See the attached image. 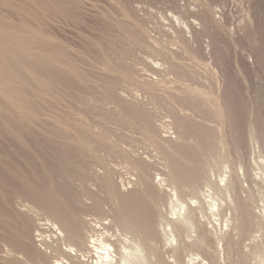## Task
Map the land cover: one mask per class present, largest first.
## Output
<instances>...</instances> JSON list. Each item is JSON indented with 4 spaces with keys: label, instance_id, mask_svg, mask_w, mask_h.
<instances>
[{
    "label": "rangeland",
    "instance_id": "374dc122",
    "mask_svg": "<svg viewBox=\"0 0 264 264\" xmlns=\"http://www.w3.org/2000/svg\"><path fill=\"white\" fill-rule=\"evenodd\" d=\"M207 11L221 24L209 33L198 24V14ZM263 27L264 0H0V54L17 75L20 93L30 100L24 97L20 103L17 99L19 104L13 101L10 107L0 102V258L13 254L26 264L41 263L20 250L18 254L21 230L29 231L37 247L39 239L38 230H30L26 223L29 230L25 224L22 229L16 217L21 213L33 216L41 235L48 239L52 236L48 213H31L29 207L42 203L46 208L55 196L77 222L86 226L110 223L107 229L112 239H122L125 232L110 222L113 209L103 176L109 173L124 191L140 189L137 184L143 181L159 186V175L166 168L158 143L167 138L178 141L176 116L186 125L206 131L205 137H186L182 141L185 147L181 146L192 151L198 175L183 199L188 204L198 200L203 204L206 215H199V219L205 226L218 229L216 220L222 218L223 225L230 217L233 205L220 183L230 174L236 177L235 192L243 198L246 209L254 215L262 212L264 198L253 181L259 178L255 164L264 167ZM179 39L186 41L187 48ZM23 52L29 59L46 63L37 65L48 77L47 81L40 79L48 88L20 73L25 63L20 57ZM66 73L71 76L66 77ZM3 89L0 82L1 92ZM197 90L203 94H196ZM217 102L230 109L224 118L213 110L212 103ZM124 107L138 113L131 116L129 111L124 113ZM251 132L257 135L256 140L250 139ZM74 135L78 136L73 139ZM99 135L104 140H99ZM221 139L224 146L219 143ZM63 152H70V159L61 160ZM128 158L147 163L144 173L129 166ZM207 180L218 187L217 191L206 186ZM161 185L158 197L146 195L149 205H145L169 217L171 187L168 183ZM209 195L219 200L218 217L208 209ZM223 197L226 204L220 201ZM157 214L154 224L159 219ZM258 235L254 229L248 230L237 248ZM156 240L164 259L171 262L170 247L163 236ZM59 243L65 249L63 242ZM182 256L187 261L189 253ZM51 260L54 263L55 259Z\"/></svg>",
    "mask_w": 264,
    "mask_h": 264
},
{
    "label": "bare ground",
    "instance_id": "6f19581e",
    "mask_svg": "<svg viewBox=\"0 0 264 264\" xmlns=\"http://www.w3.org/2000/svg\"><path fill=\"white\" fill-rule=\"evenodd\" d=\"M206 9H207V7H206ZM207 10H209V7ZM199 11H201V9ZM202 12H204V11H202ZM205 13L206 14H204V13L198 14V12H197L198 20L200 21V23H198V24L200 25V29L202 31L209 33L212 31V29L218 28L221 24L219 23L218 18L216 20L215 17L214 18L212 17L211 11L210 12L207 11ZM252 22H254V21H252ZM252 27H254V26H252ZM186 28H188V27H186ZM180 37H178V38H180ZM185 40H187V39H185ZM179 42L182 43V45L185 48H187V46L185 44L186 41L184 42L183 40L179 39ZM24 51H25V48H24ZM193 53H194V51L191 54H193ZM29 55H31V54H29ZM194 55L195 54H193V57H194ZM56 56H57V54H56ZM10 57H12V56H10ZM20 57L24 58V62L26 63V66L24 63V65H23L24 67L21 65L20 73L24 74L27 78H29L28 80L31 79V82H33L32 80H34V82L36 81V83H37L36 85H39V82H37V81H40V84L43 85L44 83L40 79H43V77H44V79H46L48 77L44 75L43 68H41V66H38L37 64L43 65L46 63H44V62L42 63L41 61H38L35 59H29L28 57H26L24 52H23V55ZM32 57H35V56L33 55ZM36 57H37V55H36ZM199 57L197 56V58H199ZM169 59H170V57H169ZM199 59L201 60V57ZM4 60L0 54V82L2 83V85L5 88V89H3L5 91L2 90V92H1V90H0V102L2 101L5 104V105H3L4 107L6 105L8 107H10V106H12L13 101L17 102V99H18V101L20 99L23 100V98L26 95L23 97V95L21 94L22 92L20 93L21 90H20V88L18 89V85H17V81H18L17 75H15V72L12 71L13 69L11 67H8L3 62ZM13 60H14V58H13ZM200 60H197V62ZM6 63L8 64V62H6ZM16 63H18V62H16ZM49 66H50V64H49ZM56 66H58V65H56ZM48 68L49 67H47V69ZM52 69H53V67H52ZM54 70H57V69H54ZM53 71H50V73H52ZM55 72H59V71H55ZM61 72H59V73L60 74L64 73L63 71H61ZM47 75H48V73H47ZM50 76H53V75L50 74ZM65 76L70 77L71 74L69 76L66 73ZM56 79H59V78L57 77ZM56 79L54 77L53 80H56ZM47 80L48 79H46V81ZM46 81L44 80V82H46ZM56 81H58V80H56ZM48 82H50V81H48ZM59 82H60V80H59ZM22 83H20V84H22ZM33 84H35V83H33ZM46 84H44V85L48 88L49 85H46ZM22 85H24V84H22ZM51 85H52V83H51ZM24 86H26V85H24ZM6 88L8 91H6ZM194 92L196 94H200V95L203 94L201 91H198V90L194 91ZM23 93H25V91ZM221 97H223V96H221ZM22 100H20V101L22 102ZM27 100H29V99H27ZM19 102H17V103L19 104ZM221 103H222V101H221ZM2 104L0 105L1 107H2ZM26 104H28V103H26ZM31 105L30 106L26 105V106L31 108ZM212 106H213L214 112L217 113L216 115L220 118H222L223 116H226L225 114L229 109L226 106H223L222 104H220L218 102L216 104L212 103ZM22 107H24V106H22ZM32 108L28 109V110L31 111ZM23 109L25 111H27V109H25V107ZM10 110H12V109H10ZM34 110H35V108H34ZM34 110H33V112H34ZM134 110L135 109L125 108L123 111H124V113L125 112L128 113V111H129L131 116H136L138 111H134ZM29 112H27L28 115H29ZM12 113H14V112H12ZM12 113H11V115H12ZM231 113H229V114H231ZM22 114H24V112ZM34 114H35V112H34ZM10 118H11V116H10ZM14 118H15V116H14ZM30 118L32 119V117H30ZM33 118H35V117H33ZM11 120H12V118H11ZM14 120H12V121H14ZM25 120H27V119L25 118ZM184 121L185 120L182 117L176 116V118H175L174 125L176 126V128L178 130V135H179L177 142L167 138V139H164L161 143H158V148L161 151L160 154H162V156H163L164 166L166 168V170H165L166 172L164 174L159 175V177H160L159 186H157L156 184L151 183L149 181L148 182L143 181V183L140 184V182H138L139 184H137V185L141 186L140 189L135 188L132 191L131 190L130 191H124L125 189L124 190L122 189V185L117 184L116 182L112 181V179H111L112 177H110L111 175L109 173H107L103 176V185H104V188L106 191L105 193H106V196H107L110 204L112 205L111 208L113 209V211H111L113 213V216L110 215V217L112 216L113 219H110L111 220L110 222L113 221L112 223L115 224L114 226H116V227L118 226L122 232L123 231L125 232L126 235H123L122 239H118V238L112 239L113 235L110 234L108 232V229H107V228H109L108 225H110V223L109 224L107 223L108 225L103 224V223H101V224L99 223V224H97V226H86L82 221L77 222L73 218V215L70 214L72 212L69 210V208H67V206L64 203L62 204L59 201L60 199L59 200H58V198L56 199L55 198L56 196H55L51 200L52 204L49 206L47 204L48 207H46V208L48 210L43 207L42 203H40L42 206L38 205V204L37 205L31 204L34 206L29 207V211L31 213L38 214V213H40V211L41 212L45 211L46 213H48L47 215H49V218H48L49 221L48 220L47 221L50 222L49 231L51 232V235H52V236H49L48 239L44 238L41 235L40 227L35 224V218H33V216H31L27 213H21L19 211L21 213L20 214L17 211V213H19L20 215L17 216L16 218L20 219L21 228L23 229L24 224L26 223L29 226H31L29 228L25 224V227L27 226L30 230L32 227H33V229L38 230L37 238L39 240L37 242L39 243V247L44 246L43 249L37 247L36 246L37 244L35 243V241L32 240L33 236L31 237L29 231L26 230L28 232V233H26V231H24L25 229H23V230H21L23 233L21 234V236L19 235L21 237V243H20V241L18 242V243H20L18 245L19 246L18 254L20 255V252H21V254L26 253V255L32 256L35 258V260L37 259L38 262H41L40 264H54V263H57V264H83L84 262H86L84 264H87L88 261H89L88 264H252L251 262L255 261L257 259L259 260V262L264 264V209L262 212L260 211V213L258 215H256V214L254 215V214L250 213L248 211V209H246L243 198H241V196H239L235 192V190H236V188H235L236 177H234L233 174L232 175L230 174L228 177H225L223 175L224 177L222 176L223 178L222 179L220 178L221 179L220 183H221L222 187L225 188L224 191H226V193H228V194L225 193L228 197V201L230 204L233 205V207H232L233 213H232V211H230V217L227 221H225V223L223 225L220 221L222 218L216 220V222L218 223V226H219L218 229H216V227H214L213 225H211V228L208 229L205 226V224L202 222L203 220L201 221L199 219V215L201 216V218H204V215H206L204 213L205 211H204L203 206H202L203 204L199 203V200L196 202L192 201L191 204L187 203L189 201H187V202L184 201L183 198H184L186 192L187 191L189 192L191 190L190 187L197 182L198 175H197V172L195 171V168H197V166L196 165H195L196 167L194 166V162H193L194 156H193V154H191L192 151H188V149H187V151L182 149L181 148V146L183 144L182 141L186 137L191 138L193 136L194 137L196 136L198 138V136H201V137L206 136V133H205L206 131L203 130V127L202 128L201 127H195V126L190 127V126L186 125L185 124L186 121L185 122ZM21 123L23 124L24 122H21ZM188 123L190 124V122H188ZM193 125H195V124H193ZM254 132L250 133V139L252 141L256 140V138H257L256 137L257 135H255ZM76 134H78V133H76ZM78 135H74L73 139H75L74 137L75 136L77 137ZM100 138H101V136L98 139L100 140ZM73 139H72V141L74 142ZM15 140H17V139L15 138ZM76 140H80L82 143L84 142L83 145H88V144H85V141H82L81 138H76ZM76 140H75V142H77ZM101 140H104V139L101 138ZM22 141H23V138H22ZM22 141H21V143L24 144V142H22ZM224 141H225L224 139H221L219 141L221 146H224ZM226 141H227V139H226ZM203 142H204V139H203ZM72 145H74V143L69 145V147ZM83 145L82 144H79V145L76 144V146H82L83 149L86 150L87 148ZM200 145H201V143H200ZM22 147H23V145H22ZM25 147H27V144ZM87 147H90V146H87ZM182 147H185V146H182ZM75 149L77 150V147ZM94 149H96V147ZM189 150H191V149H189ZM78 151H79V148H78ZM87 151L90 152V149H87ZM93 153H95V152H93ZM69 154H70V152H69ZM69 154L63 152V155H61L62 156L61 160L63 158L70 159ZM59 159H60V157H59ZM127 164L129 166H131L134 170H136L138 172L141 171L142 173H144V167H146L145 165L147 163H145L144 161H141V160H137V159L136 160L129 159ZM255 166L258 167L259 173L256 175H258L259 178H257L258 181H253V182H254L255 186L258 188V191L259 190L261 191L262 197L264 198V167L262 165H259L258 163H256ZM226 168L230 169V167H226ZM230 171H229V173H230ZM142 173H141V176H142ZM145 174H147V173L145 172ZM33 175H34V173H33ZM144 175L142 176L143 177L142 179L146 180L145 179L146 176H144ZM138 181H140V179ZM100 182H102V181H100ZM244 182H245V180H244ZM161 183H163V184L168 183L169 187H171V190H170L171 194L168 193L169 194L168 198L170 199L169 217L162 215V213H158V214H157V212L155 213L154 210L148 208L147 205H149V204L146 203V198H147L146 195L153 193L155 195V197L159 196V194L161 193V190H162ZM205 184H206V186H209L210 188L212 187L211 189L213 191H217V189H218L217 186H212V184L208 180L205 182ZM248 184L250 185V183H248ZM28 187L32 188L31 186H28ZM248 188H249V186H248ZM49 190H51V189H49ZM29 191H28V193H29ZM35 192H37V191H35ZM37 193H40V192H37ZM55 193H57V191L54 192V195H56ZM58 194H59V192H58ZM211 194H212V192H211ZM41 196H43V194ZM47 196H45V197H47ZM50 196H51V194H50ZM208 198L210 200L209 202L207 201L208 202V209L212 213L213 217L217 216L216 213L219 211V208H220L219 200L214 199L213 195H209ZM174 200L176 201V204L174 203ZM252 200H254V199H252ZM34 201H32V202L34 203ZM220 201L225 203V204L227 203L225 200V197L221 198ZM27 202H28V200H27ZM35 202H37V201H35ZM145 203L147 205H145ZM230 204H228V205H230ZM221 207H223V206H221ZM262 207H263V205H262ZM227 212H228V209H227ZM155 214H157V217L159 219L157 220V223L154 224V221H152V220H154L153 217ZM15 224H17V222ZM51 227H53V229H51ZM21 228L19 227V230ZM250 229H254L255 233H259L258 237L252 236L251 237L252 240L250 239L251 241L249 244H243V248H239V247L237 248L238 243H239L238 242L239 239L242 238L244 236V234L246 232H248V230H250ZM159 233H161L160 235L163 236V238L165 239L164 241L170 247V254L171 255L169 256V258H171V260H172L171 262L164 259L160 250L156 247L158 242H156L157 243L156 244L155 241H157L156 238L160 237ZM60 241L63 242L62 245L65 246V249L61 248V245L59 243ZM15 247H16V245H15ZM19 250H20V252H19ZM12 252L13 251L8 252V253H12ZM51 253H54V256H52ZM183 253H189L187 261L183 260L184 259L182 256ZM27 258H29V257H27ZM81 258L83 260H81ZM30 259H31V257H30ZM51 259H55L54 263H51L52 262ZM0 264H26V263L24 260L21 261L20 258L14 257L13 254L12 255L9 254L5 258H0ZM255 264H259V263H257L255 261Z\"/></svg>",
    "mask_w": 264,
    "mask_h": 264
}]
</instances>
